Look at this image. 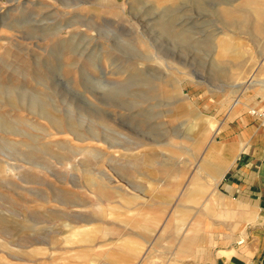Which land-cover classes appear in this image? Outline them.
Masks as SVG:
<instances>
[{
    "label": "rangeland",
    "instance_id": "rangeland-1",
    "mask_svg": "<svg viewBox=\"0 0 264 264\" xmlns=\"http://www.w3.org/2000/svg\"><path fill=\"white\" fill-rule=\"evenodd\" d=\"M263 79L264 0H0V264H182L264 235L205 185Z\"/></svg>",
    "mask_w": 264,
    "mask_h": 264
},
{
    "label": "crops",
    "instance_id": "crops-1",
    "mask_svg": "<svg viewBox=\"0 0 264 264\" xmlns=\"http://www.w3.org/2000/svg\"><path fill=\"white\" fill-rule=\"evenodd\" d=\"M260 82L264 83V79ZM263 100L259 96L251 103L258 106ZM231 122L222 137L224 139L213 142V146L220 151L218 158L221 165L214 164L216 170L208 175L205 185L209 188L218 181L222 183L223 188L238 199L237 207L242 208V212L241 209L238 212L244 214L243 222L258 224L264 217V119L250 115L247 110V113L238 114ZM203 159L208 161L207 155ZM216 194L226 198L218 192ZM241 233L243 236H237L234 230L229 231L222 238L232 241L220 248L219 252L215 250L211 253L205 249V257L200 261L191 260L182 264H264V235L259 231ZM242 237L251 241L244 244L234 241Z\"/></svg>",
    "mask_w": 264,
    "mask_h": 264
},
{
    "label": "built area",
    "instance_id": "built-area-1",
    "mask_svg": "<svg viewBox=\"0 0 264 264\" xmlns=\"http://www.w3.org/2000/svg\"><path fill=\"white\" fill-rule=\"evenodd\" d=\"M249 114L264 119V100L259 107L250 108Z\"/></svg>",
    "mask_w": 264,
    "mask_h": 264
},
{
    "label": "bare ground",
    "instance_id": "bare-ground-1",
    "mask_svg": "<svg viewBox=\"0 0 264 264\" xmlns=\"http://www.w3.org/2000/svg\"><path fill=\"white\" fill-rule=\"evenodd\" d=\"M261 104H262V103H261ZM261 104H260V105H261ZM260 105H258V106H255V107H259ZM251 108H252V107H251ZM249 110H250V108H249ZM249 110H248V112H249Z\"/></svg>",
    "mask_w": 264,
    "mask_h": 264
}]
</instances>
